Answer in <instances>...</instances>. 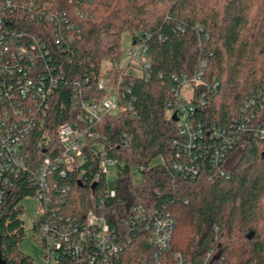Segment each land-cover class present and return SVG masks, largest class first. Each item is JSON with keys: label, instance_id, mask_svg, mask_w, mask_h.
I'll list each match as a JSON object with an SVG mask.
<instances>
[{"label": "trees", "instance_id": "16d2710c", "mask_svg": "<svg viewBox=\"0 0 264 264\" xmlns=\"http://www.w3.org/2000/svg\"><path fill=\"white\" fill-rule=\"evenodd\" d=\"M5 10L4 25L23 33L27 44L42 41L51 62L65 70L43 129L28 141L33 171L43 157L62 153L56 130L77 117L75 82L89 78L88 89L99 99L96 80L107 62L108 85L119 94V110L99 123V137L87 141L82 160L50 177L51 200L39 202L34 232L60 218L81 221L90 212L118 229L128 207L143 204L175 216L172 250L192 263L215 248L225 264H264V138L245 131L225 154L223 175L208 153L195 162L199 174L186 177L172 168L179 160L177 123L167 107L174 98L173 77L192 74L205 62V85L218 87L196 88L206 105L196 108L194 123L227 130L236 119L252 118L250 127L264 129V0H0V11ZM49 15L57 23L49 22ZM125 32L132 45L146 48L150 67L140 75L128 72L130 64L120 65ZM253 95L255 104L245 109ZM42 134L50 138L52 153L37 149ZM101 156L116 162L114 197L99 168ZM157 159L162 162L154 164ZM134 168L142 173L138 184L132 181ZM30 183L29 174L21 175L0 208L5 264H33L19 250L27 233L22 201L35 196ZM139 255L130 246L123 261L134 264Z\"/></svg>", "mask_w": 264, "mask_h": 264}, {"label": "built area", "instance_id": "2783aa9c", "mask_svg": "<svg viewBox=\"0 0 264 264\" xmlns=\"http://www.w3.org/2000/svg\"><path fill=\"white\" fill-rule=\"evenodd\" d=\"M10 13H13L12 10ZM7 16L6 10L0 11V208L16 181L24 174H29L30 185L39 202H50V177L56 172L64 174V167L69 168L82 160L87 141L99 137V123L106 115L119 110V94L108 85L107 78L101 76L96 80V88L102 93L99 99L88 89L89 78L75 82L71 87L72 108L77 117L72 123L62 124L56 130L62 153L43 157L33 171L28 141L39 129H43L55 94L65 80V70L63 64L51 62L49 51L42 41L27 44L23 33L4 25ZM47 18L49 22L57 23L54 15ZM135 46L129 51V64L135 61V66L143 68L139 69L143 73L150 67L146 48L143 44ZM205 66L203 62L200 69L192 74L174 76L171 87L174 98L167 104L172 115H177L178 140L175 146L179 150V160L172 168L176 173L191 178L200 172L195 162L208 153L212 166L223 175L220 170L222 160L245 131L264 138L263 128L249 126L252 118H247L246 122L236 119L227 130L205 128L194 123L196 108L206 105L204 97L196 92V88L206 86ZM217 87V82L206 86L209 92ZM187 88H190V93L183 92ZM256 98L253 95L245 104V109L254 105ZM35 145L46 153L50 149V138L42 134ZM101 158L100 171L107 175V167L116 166V162ZM108 194L114 197L116 191L111 189ZM44 214L45 208H41L40 215ZM122 224L118 229L112 227L105 216L94 212L86 214L81 221L60 218L54 223L42 224L35 238L44 252L42 264H125L124 252L130 246L140 251L134 264H225L224 257L215 248L194 263L184 253L172 250L176 218L164 209L143 204L130 205Z\"/></svg>", "mask_w": 264, "mask_h": 264}, {"label": "rangeland", "instance_id": "374dc122", "mask_svg": "<svg viewBox=\"0 0 264 264\" xmlns=\"http://www.w3.org/2000/svg\"><path fill=\"white\" fill-rule=\"evenodd\" d=\"M122 50L123 53L121 55L120 59V65L122 67L127 66L131 60V57L129 55V51L135 49V45H132L131 43V34L129 32H125L122 35ZM128 72L132 75H140V70L135 66V61H133V64L128 67ZM109 69V64L107 62L103 63L102 66V76L104 78L108 77L105 76V72ZM190 93V88L183 89V92ZM168 115H172V110L168 111ZM161 159H157L154 164L161 163ZM117 174V167L116 166H108L107 167V178L109 187L113 189L114 180L116 178ZM142 180V173L139 169H133L132 170V181L135 184L140 183ZM39 200L36 196L27 197L22 201V205L24 208V213L22 215V220L24 222V228L26 229V237L23 240V242L19 246V250L26 256H29L33 264H42L44 262V252L36 238V232L33 231L34 227V221L39 216Z\"/></svg>", "mask_w": 264, "mask_h": 264}, {"label": "water", "instance_id": "95a60500", "mask_svg": "<svg viewBox=\"0 0 264 264\" xmlns=\"http://www.w3.org/2000/svg\"><path fill=\"white\" fill-rule=\"evenodd\" d=\"M172 119H173L175 122H177V115L174 114L173 117H172ZM0 264H5V263L2 261L1 251H0Z\"/></svg>", "mask_w": 264, "mask_h": 264}]
</instances>
